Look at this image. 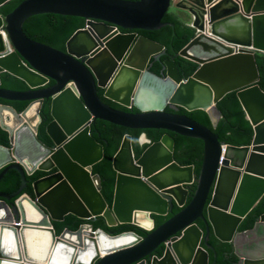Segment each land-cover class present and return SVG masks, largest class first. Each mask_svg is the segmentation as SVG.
Wrapping results in <instances>:
<instances>
[{
  "label": "water",
  "instance_id": "1",
  "mask_svg": "<svg viewBox=\"0 0 264 264\" xmlns=\"http://www.w3.org/2000/svg\"><path fill=\"white\" fill-rule=\"evenodd\" d=\"M10 1L0 0V10ZM168 11H179L194 35L158 74L151 66L167 54L166 46L135 30L169 25L172 35L175 24L163 21ZM44 13L83 17L85 26L58 49L23 29L28 18ZM256 53L264 54V0H23L0 13V100L28 102L21 112L0 103V129L8 134V144H0V264H209L212 252L215 264L211 234L231 246L235 264H264V249L240 251L264 226L263 213L256 221L251 217L252 229L240 231L264 196V91L257 84ZM179 56L198 64L189 77L176 64ZM4 73L28 88L3 87ZM100 89L129 110L105 102ZM231 91L253 129L246 146L224 144L216 131L179 112L205 110L216 126V103ZM48 100L49 143L39 137ZM97 119L202 140L198 176L192 164L175 161L169 134L152 142L142 133L140 143L149 146L136 158L128 133L112 160L116 177L108 206L94 174L104 157L92 132ZM37 171L51 174L32 183L33 196L24 193L27 177ZM175 208L180 210L155 229L154 217L165 218ZM69 215L82 225L58 235L54 222ZM99 219L148 234L94 230L91 223ZM4 231L11 234L13 255L3 248ZM129 237L131 243L104 245Z\"/></svg>",
  "mask_w": 264,
  "mask_h": 264
},
{
  "label": "trees",
  "instance_id": "2",
  "mask_svg": "<svg viewBox=\"0 0 264 264\" xmlns=\"http://www.w3.org/2000/svg\"><path fill=\"white\" fill-rule=\"evenodd\" d=\"M21 1L23 0H11L8 4L1 8L0 13L4 15L8 14ZM163 21L173 22L175 24L174 29L172 28V35L171 27L169 25L158 30H139V34H143L153 40H156L164 44L167 48V54L162 56L159 61H153V59L151 60L153 61L151 70L158 74L162 70L163 62L168 59V57H171L174 54L173 52H178L179 50H181L194 35V30L186 23H184L181 18H179V16H177L172 11H168L165 14ZM85 22V18L79 16L44 13L28 18L24 23L23 29L30 38L40 42H44L55 48L64 50L66 48L67 40L77 29L84 27ZM123 31L128 30L123 29ZM255 60L259 70V79L257 81V84L264 91V55L261 53H256ZM175 61L180 72L186 77L192 75L198 67V64L196 62L181 56L175 59ZM2 86L16 90H24L28 88L27 84L23 80L9 73L3 74ZM99 94L102 99L105 102L109 103L111 106L129 110L128 108L121 106L120 104L108 98H105L103 96L102 89H100ZM6 104L13 106L18 111H22V109H24L28 105V102L6 101ZM216 106L221 112V118L219 119L216 126H213L210 116L205 110L196 109L187 111L184 108H180L179 112L205 125L213 132L216 131L215 133L218 135L219 141L224 142V144L226 145L236 147L249 145L253 136V129L249 121L245 117V112L237 98L236 91H231L224 95L216 103ZM167 110L173 111L169 108ZM42 115L43 121L39 128V137L43 141L49 142V138L46 134V126L51 120L49 100L44 104ZM221 121L224 122L221 123ZM92 132L95 139L104 146V157L101 161L95 164L94 174L100 176L102 183V190L100 191V193L108 206H110L112 203L116 177V171L113 168L112 160L115 153L119 149L124 136L128 133L133 137L132 144L136 158L146 147L149 146V143H140L139 138L142 133H146L148 138L152 142L159 140L164 133L169 134L174 139L173 157L175 161H177L181 165L192 164L194 166L195 177L198 176L203 155V142L200 139L182 136L165 129H132L122 125L114 124L103 119L95 120L92 125ZM0 144H8V134L2 129H0ZM46 174L47 173L37 172L35 176H28V184H32L33 181ZM188 189L190 191V194L187 202L190 201L191 195L195 189V184L190 185ZM24 193H29L33 196L32 187L30 186L26 191H24ZM177 210L180 209L175 208L174 212H176ZM262 213H264V197L245 218L240 227V230L252 228L256 221V218H258ZM169 217L170 215L166 216L165 218L154 217L155 229L161 226L165 221H167ZM251 217L255 218V221H253ZM81 223L82 221L76 218L74 215H69L64 222H54V225L57 229V234L59 235L65 229H70L73 231L77 230L80 227ZM200 225L202 226V224ZM93 227L94 229H102L103 231L112 235L126 231L135 232V234L140 237H144L145 235H147L146 232L140 230L136 226L119 225L111 228L107 227L102 219H99L95 223H93ZM209 242L215 249L217 257L215 260V264H233L236 261L237 258L233 253H231L232 248L229 244L221 243L217 241L213 236L210 237ZM229 252L230 254H228ZM162 253L163 248L161 247L158 250L157 255L160 257ZM212 255L213 252L212 254L209 253V264L214 262V259L212 260Z\"/></svg>",
  "mask_w": 264,
  "mask_h": 264
},
{
  "label": "flooded vegetation",
  "instance_id": "3",
  "mask_svg": "<svg viewBox=\"0 0 264 264\" xmlns=\"http://www.w3.org/2000/svg\"><path fill=\"white\" fill-rule=\"evenodd\" d=\"M136 32H138V34H139V30H135ZM164 56V55H163ZM170 57H168V59H169ZM0 103H2V104H6V101H4V100H0ZM45 104V103H44ZM7 105H9V104H7ZM23 110V109H22ZM134 111L136 112V111H138L137 109H134ZM21 112V111H20ZM42 140V139H41ZM43 141V140H42ZM45 142V141H44ZM47 143H49V142H47ZM37 172H40V171H37ZM37 172H35L33 175H31V176H35L36 174H37ZM41 173H44V172H41ZM49 174H51V173H47L46 175H44V176H42V177H45V176H47V175H49ZM42 177H40V178H42ZM40 178H38V179H40ZM37 179V180H38ZM36 181V180H35ZM34 182V181H33ZM29 183V182H28ZM27 183V186H26V188L24 189V191H26L30 186L32 187V184L30 183V184H28ZM264 197V196H263ZM262 197V198H263ZM261 198V199H262ZM179 210H177L176 212H173L171 215H170V217L174 214V213H177ZM263 214V213H262ZM261 214V215H262ZM257 219V218H256ZM155 221V220H154ZM93 223H95V222H92L91 224L93 225ZM198 223L199 224H202L200 221H198ZM80 225H82V223L80 224ZM254 226V225H253ZM253 228V227H252ZM252 228H250V229H252ZM250 229H246V230H250ZM240 231H244V230H240ZM212 236V234L210 235V237ZM248 245H247V247L242 251L241 249H240V251L241 252H243V253H246V254H248L249 252H251L252 250H257V251H262L263 249H264V226L263 227H260V228H258L257 230H256V233L254 234V235H252V236H250V239L248 240ZM231 253H233L234 254V252L231 250ZM228 254H230V252L228 253ZM235 255V254H234ZM236 256V255H235ZM236 258H237V256H236ZM238 261V258L236 259V261L233 263V264H235L236 262Z\"/></svg>",
  "mask_w": 264,
  "mask_h": 264
},
{
  "label": "bare ground",
  "instance_id": "4",
  "mask_svg": "<svg viewBox=\"0 0 264 264\" xmlns=\"http://www.w3.org/2000/svg\"><path fill=\"white\" fill-rule=\"evenodd\" d=\"M141 223L145 226V227H148V224H145V221H141ZM11 240V234L10 232L8 231H4V235H3V238H2V243H3V248L4 250L6 251L7 254H11L13 255V252L12 250L8 247V243L10 242ZM132 242V239L131 237L129 238H124V239H118V240H115V242H105L104 245L105 246H111V245H122V244H127V243H131ZM53 264H63V262H59V261H53Z\"/></svg>",
  "mask_w": 264,
  "mask_h": 264
},
{
  "label": "clouds",
  "instance_id": "5",
  "mask_svg": "<svg viewBox=\"0 0 264 264\" xmlns=\"http://www.w3.org/2000/svg\"><path fill=\"white\" fill-rule=\"evenodd\" d=\"M116 27H118V26H116ZM118 28H119V31H120V32H124L122 28H120V27H118ZM165 55H166V54H165ZM173 55H174V54H173ZM263 55H264V54H263ZM151 60H152V59H151ZM121 106H122V105H121ZM115 108H116V107H115ZM245 117H246V115H245ZM222 148H223V147H222ZM258 203H259V202H258ZM258 203H257V204H258ZM103 221H104V220H103ZM104 223H105V222H104ZM105 225H106V223H105ZM119 225H121V224H118V223H117L116 225L111 226V227H116V226H119ZM106 226H107V225H106ZM128 226H133V225H128ZM107 227H109V226H107ZM111 227H110V228H111ZM136 227H137V226H136ZM138 228L140 229V227H138ZM94 230H96V229H94ZM140 230H142V229H140ZM142 231H143V230H142ZM126 232H128V231H126ZM130 232H131V231H130ZM144 232H145V231H144ZM146 233L148 234V232H146Z\"/></svg>",
  "mask_w": 264,
  "mask_h": 264
},
{
  "label": "built area",
  "instance_id": "6",
  "mask_svg": "<svg viewBox=\"0 0 264 264\" xmlns=\"http://www.w3.org/2000/svg\"><path fill=\"white\" fill-rule=\"evenodd\" d=\"M174 1H176V0H174ZM115 28L119 30V28H118V27H115Z\"/></svg>",
  "mask_w": 264,
  "mask_h": 264
},
{
  "label": "crops",
  "instance_id": "7",
  "mask_svg": "<svg viewBox=\"0 0 264 264\" xmlns=\"http://www.w3.org/2000/svg\"><path fill=\"white\" fill-rule=\"evenodd\" d=\"M178 13H180V12L178 11ZM178 13H177V14H178ZM175 14H176V13H175ZM177 14H176V15H177ZM180 14H181V13H180ZM178 15H179V14H178Z\"/></svg>",
  "mask_w": 264,
  "mask_h": 264
}]
</instances>
